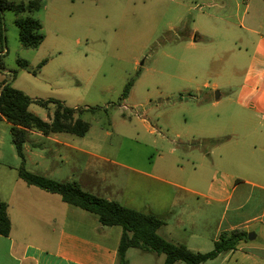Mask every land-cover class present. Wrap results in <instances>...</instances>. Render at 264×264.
Instances as JSON below:
<instances>
[{
    "label": "rangeland",
    "instance_id": "obj_1",
    "mask_svg": "<svg viewBox=\"0 0 264 264\" xmlns=\"http://www.w3.org/2000/svg\"><path fill=\"white\" fill-rule=\"evenodd\" d=\"M198 2L41 0L42 8L30 15L41 23L44 36L35 49L19 43L16 15L0 12V76L32 99H54L69 108L95 109L81 115L90 127L84 137L62 134L60 138L103 159L65 150L61 153L74 169L66 170L63 179L77 181L78 174L86 169L87 175L92 176L89 186L83 187L88 193L153 214L171 226L176 225L177 213H182L183 229L178 239L194 252L207 253L228 220L229 209L155 178L206 194L210 181L217 180V170L227 166L216 153L209 154L214 146H192L211 139L189 136L192 131L188 129V114L212 113L211 105L203 102L216 91H224L212 88L223 81L208 73L223 68L224 60L213 64L204 59L193 60L202 54V48L216 49L221 41L211 38L210 42H199L194 49L176 42L178 37L189 39L184 34L187 31L176 28L180 18L186 20L189 29L205 26L206 16L189 8ZM215 28L220 29L219 24ZM18 61H25L27 68L19 66ZM128 83L129 92L122 98ZM204 84L210 87L207 94L199 91ZM29 111L44 119L53 113V107L44 109L31 104ZM29 138L23 150L27 158L25 169L39 174V151L30 144L40 138ZM254 142L258 143L257 137ZM45 160L53 158L45 156ZM19 166L10 124L0 120V192L15 179V173L5 167ZM163 169L170 174L163 176ZM247 195L245 211L264 202V194L256 190L247 191ZM252 213L257 215L258 211ZM257 221L246 229L257 236L248 243L253 246L264 241L262 224ZM160 233L163 236V230ZM191 234L194 237L189 238ZM223 261L224 254L203 264H224Z\"/></svg>",
    "mask_w": 264,
    "mask_h": 264
},
{
    "label": "crops",
    "instance_id": "obj_2",
    "mask_svg": "<svg viewBox=\"0 0 264 264\" xmlns=\"http://www.w3.org/2000/svg\"><path fill=\"white\" fill-rule=\"evenodd\" d=\"M189 8L197 9L202 16H206L205 26L189 29L186 20L180 18L176 28L187 31L184 34H188L189 39L178 37L176 42H183L194 49L199 44L193 41L194 36L200 37L201 42H210L214 38L221 41L216 49L202 48V54L193 60L204 59L211 64L224 60L223 68L208 72L217 81H223L222 85L215 83L212 88H223L224 91H216L217 98L211 95L203 102L204 105H211L212 113L188 114V129L192 131L189 136L211 140L219 137V143L209 154L216 153L219 161H224L227 166L217 170V180L210 181L206 194L160 177L155 178L179 191L225 204L230 215L218 235L222 231L233 230L248 234L250 232L246 229L256 220L262 224L264 233V202H258L245 211V205L249 203L247 191L256 190L264 194V0H199ZM216 24H219L220 29L215 28ZM3 81L5 78L1 75L0 84ZM207 90L210 87L204 84L199 91L207 94ZM51 117L52 114H49L42 120L49 122ZM62 134L44 136L30 130L25 143L30 142L31 135L40 138V141L30 144L39 151L36 154L40 159L37 166L42 169L38 175L57 181L75 182L84 190L83 187H88L92 181V176L87 175L85 169L78 174L77 181H71L68 177L63 179L65 171L74 168L68 166L66 155L61 152L73 149L92 157H101L69 143L66 138H60ZM255 137L258 143L254 142ZM234 138H237L235 142L229 144ZM45 156L53 160L46 161ZM5 168L15 173V179L0 192V200L7 205L6 214L10 222L9 234L0 236V264H120L117 258L122 234L120 227L102 226L95 214L65 203L57 194L24 183L17 176L19 167ZM240 170L241 174L236 173ZM206 171L210 172L209 169ZM161 174L167 176L170 173L163 169ZM222 176L225 178L222 179ZM253 210L259 214L254 215ZM177 215L176 225L164 222L158 234L169 242L183 245L178 239V233L183 229L182 213ZM256 238L255 235L254 240ZM248 243V240L241 242L235 250L225 253L223 263L264 264V241L254 246ZM164 260V255L139 249L130 248L125 252V264H163Z\"/></svg>",
    "mask_w": 264,
    "mask_h": 264
},
{
    "label": "trees",
    "instance_id": "obj_3",
    "mask_svg": "<svg viewBox=\"0 0 264 264\" xmlns=\"http://www.w3.org/2000/svg\"><path fill=\"white\" fill-rule=\"evenodd\" d=\"M42 8L41 0H29L24 3L17 0H0V12L10 11L16 15L15 25L18 29V41L22 47L37 48L43 41L41 23L30 15ZM185 38V37H180ZM194 42H201L197 35ZM19 66L27 68L25 61H18ZM130 83L124 88L122 98L129 92ZM37 104L44 109L53 107L49 122L31 113L28 107ZM94 108H69L59 100L32 99L23 92L12 88L10 83L0 84V119L10 124L12 144L20 159L17 176L30 186H35L48 193L59 195L65 203L95 214L102 226H118L122 229L117 258L120 264H125V252L139 249L155 255H164L163 264H203L214 260L221 254L235 250L241 242H247V233L241 230L222 231L213 243V249L207 253L189 250L182 244L169 242L158 234L163 220L150 213H143L133 208L120 205L117 202L83 191L75 182L53 180L25 169L23 145L27 141L28 131L35 130L44 136L64 133L76 137H84L89 131V124L81 119L84 111H94ZM219 140L202 141L192 144L204 148L215 146ZM206 144V145H205ZM205 145V146H204ZM7 205L0 200V236L10 232V222L6 214Z\"/></svg>",
    "mask_w": 264,
    "mask_h": 264
},
{
    "label": "water",
    "instance_id": "obj_4",
    "mask_svg": "<svg viewBox=\"0 0 264 264\" xmlns=\"http://www.w3.org/2000/svg\"><path fill=\"white\" fill-rule=\"evenodd\" d=\"M215 97L217 98L218 94H215ZM254 238H255V234L254 233L250 232V233L247 234V240L248 241H252V240H254Z\"/></svg>",
    "mask_w": 264,
    "mask_h": 264
}]
</instances>
